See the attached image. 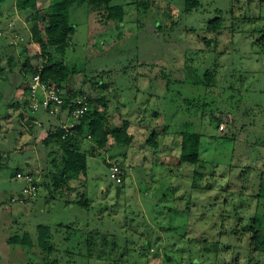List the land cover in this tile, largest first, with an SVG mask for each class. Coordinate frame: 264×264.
<instances>
[{
	"label": "rangeland",
	"instance_id": "374dc122",
	"mask_svg": "<svg viewBox=\"0 0 264 264\" xmlns=\"http://www.w3.org/2000/svg\"><path fill=\"white\" fill-rule=\"evenodd\" d=\"M114 1L126 16L107 26L96 13L72 8L76 33L67 57L87 74L76 85L87 96L105 95L110 123L129 119L135 139L90 157L87 179L55 188V149L41 142L57 117L31 128L20 114L26 88L0 75V264H264V0H200L190 12L184 0ZM12 2L0 1V11L7 8L14 43L0 37V46L14 52L26 43V58L29 45L32 53L39 48ZM215 18L221 25L209 31ZM0 58V70H8ZM33 87L38 103L44 96ZM13 96L20 107L9 106ZM187 129L203 135L197 166L177 157ZM154 131L157 147L148 142ZM105 156L129 168L119 197ZM17 169L38 174L37 182L16 177ZM39 224L54 227L50 254L39 244ZM25 232L34 247L8 243Z\"/></svg>",
	"mask_w": 264,
	"mask_h": 264
},
{
	"label": "trees",
	"instance_id": "16d2710c",
	"mask_svg": "<svg viewBox=\"0 0 264 264\" xmlns=\"http://www.w3.org/2000/svg\"><path fill=\"white\" fill-rule=\"evenodd\" d=\"M50 2L48 7H40L39 0H15L14 5L12 2L13 7L15 6L14 9L20 13H25L26 17L30 20L32 40L35 46L39 48L37 52L32 53L30 50L32 45H29L26 58L21 55L26 50V43L18 45H23L22 50L8 52V47L14 43V38L10 35L11 32H8L10 30L8 28V21L11 19L9 15L3 16V11L7 8L0 11L2 14H0V37H7L9 40V46H0V56L8 68V70L6 67L5 69L1 68L0 75L4 77L8 74L6 78L2 77V81L12 83L11 87L17 88L22 86L26 88L24 91L26 99L24 106L26 108L20 114L22 115L21 120L26 119L23 115L24 113L28 114L26 121L31 128L34 129L36 127L35 123L42 124L40 113H45L50 118L57 117L58 122L49 125V130L46 137L42 139L41 145L45 150L54 147L57 157L54 160L56 162L55 167L59 170V173H53L49 176L55 180L56 189L67 188L66 190H68L70 179L88 178L91 171L90 157L94 158L99 154L102 155V153L104 154V152L106 153L115 147L131 146L135 139L132 122L129 119L124 118L121 125L110 123L111 116L109 115L105 95L94 96L89 94L87 96L81 86L78 87L76 85L77 75L84 71L75 64H70L67 57L68 49L76 33L75 25L71 20V10L74 6L83 7L89 12L97 14L96 18L99 24L107 26L111 22H123L126 16V9L125 5L116 4L114 0H50ZM200 5V0H184V11L190 12L199 8ZM171 23L176 24V22ZM220 25V19L215 18L210 20L207 26L209 31H218ZM171 27L173 28L172 25ZM260 39L264 44V28ZM208 43H211V40ZM213 71L210 68L203 70L204 78L206 79L204 81H206L205 84L209 88L213 87L214 84L215 71ZM38 75L43 84L53 85L51 91L56 93L60 99V103L53 99L47 107L42 104L37 109L32 107V104L36 101V95L32 94L29 84L30 82H34V78ZM86 76L87 74L85 73L83 77L85 78ZM84 78L85 82L86 79ZM98 85H101L100 87L104 91H107L110 87L108 83H100ZM13 97L17 101L9 97V106L18 105L20 107L21 103L19 99L16 96ZM78 99L83 100L82 104L77 103ZM84 103L88 105L87 111L80 117H73L72 112L81 108ZM55 108H58L59 112H54ZM216 117L220 121L221 118ZM70 123H73L74 126L67 127ZM158 134L157 131H154L148 139V142L155 147L158 146L156 142ZM180 136L181 154L179 151L180 155H177L178 159L181 162H187L194 166L202 163L200 147L203 135L187 129L180 132ZM98 152L99 154L96 155ZM104 162L107 164L110 178H112V163L120 164V162L111 161L108 156H105ZM120 167L123 172L122 176H120L121 182H117L114 178L112 179L116 182L117 186L119 185L123 188L122 184L125 182V175L129 168L126 163L125 166H121L120 164ZM125 167L126 173L124 174L123 168L125 169ZM19 173L23 172L17 169L15 172L16 177ZM29 174L34 182H37L38 176L35 178L33 175L38 174ZM196 174L199 173L196 172ZM204 175L200 172V179H203ZM193 187H195V182L193 183ZM263 193L264 183L262 181L259 196L262 197ZM76 203L78 204V201H75ZM83 203L84 201H81L80 206L84 208ZM37 227L39 230L38 240L43 252L50 254L56 251L54 246L51 245L54 227L48 224H39ZM8 243L34 247V239L29 232H25L23 235L15 234L11 236L8 239ZM43 264H49V262L45 261ZM53 264H58V261H55Z\"/></svg>",
	"mask_w": 264,
	"mask_h": 264
},
{
	"label": "built area",
	"instance_id": "2783aa9c",
	"mask_svg": "<svg viewBox=\"0 0 264 264\" xmlns=\"http://www.w3.org/2000/svg\"><path fill=\"white\" fill-rule=\"evenodd\" d=\"M33 89H34V93H37L38 90L40 89L41 90V94L44 96L43 99L39 98L40 102L37 103V101H34V103L32 104V107L34 109H37L39 107V105H41V104L47 107L49 105V103L53 99L54 100H57L60 103V99L58 98V96L56 95V93L53 92V91H49L48 85L43 84L40 81L39 75L34 78V87H33ZM46 90L49 93L47 95L44 94ZM82 102H83L82 99H78L77 100V103L78 104H82ZM87 109H88V105H87V103L86 104L84 103L81 108H78V109L74 110L72 112V115H73V117H76V118L77 117H80V116H82L87 111ZM73 126H74V124L73 123H70V127H73ZM122 173L123 172H122V169L120 167V164H118V163H112V166H111V177L114 178V179H116L117 182H121L120 176H122ZM19 175H23L24 178H27L29 181H32L33 180L31 178V176L24 175L23 173H19L18 176Z\"/></svg>",
	"mask_w": 264,
	"mask_h": 264
},
{
	"label": "crops",
	"instance_id": "0c3cea01",
	"mask_svg": "<svg viewBox=\"0 0 264 264\" xmlns=\"http://www.w3.org/2000/svg\"><path fill=\"white\" fill-rule=\"evenodd\" d=\"M18 15L20 17V14H18ZM44 117H47V119H45ZM49 120H50V117H48L45 113H40V121L42 122V126H45L46 124L49 125ZM51 124H53V123H50V125Z\"/></svg>",
	"mask_w": 264,
	"mask_h": 264
},
{
	"label": "water",
	"instance_id": "95a60500",
	"mask_svg": "<svg viewBox=\"0 0 264 264\" xmlns=\"http://www.w3.org/2000/svg\"><path fill=\"white\" fill-rule=\"evenodd\" d=\"M116 194H117V197H119L120 196V193H121V191H122V187L121 186H116ZM20 196H22L21 194H20Z\"/></svg>",
	"mask_w": 264,
	"mask_h": 264
}]
</instances>
